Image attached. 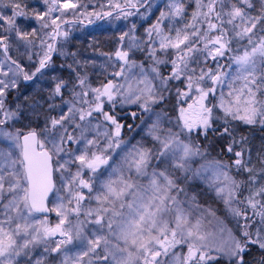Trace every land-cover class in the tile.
I'll return each instance as SVG.
<instances>
[{
  "label": "snow or ice",
  "instance_id": "1",
  "mask_svg": "<svg viewBox=\"0 0 264 264\" xmlns=\"http://www.w3.org/2000/svg\"><path fill=\"white\" fill-rule=\"evenodd\" d=\"M0 264H264V0H0Z\"/></svg>",
  "mask_w": 264,
  "mask_h": 264
},
{
  "label": "rangeland",
  "instance_id": "2",
  "mask_svg": "<svg viewBox=\"0 0 264 264\" xmlns=\"http://www.w3.org/2000/svg\"><path fill=\"white\" fill-rule=\"evenodd\" d=\"M201 187L202 186L197 187L196 183H194L193 186H192L191 191H200ZM199 199H200L201 204H206V203H211L212 202L211 197L210 196H206V195H201L199 197ZM213 206L217 207L219 209V213L218 214H221V215L223 214V206L222 205L213 204Z\"/></svg>",
  "mask_w": 264,
  "mask_h": 264
}]
</instances>
